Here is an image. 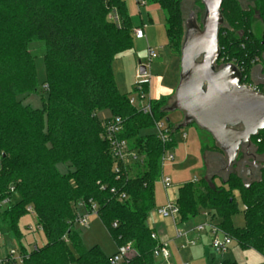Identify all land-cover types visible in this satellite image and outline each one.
I'll list each match as a JSON object with an SVG mask.
<instances>
[{
    "label": "trees",
    "instance_id": "1",
    "mask_svg": "<svg viewBox=\"0 0 264 264\" xmlns=\"http://www.w3.org/2000/svg\"><path fill=\"white\" fill-rule=\"evenodd\" d=\"M251 1L255 8H243L240 0L223 1L224 18L240 30L221 28L219 35L220 60L237 63L244 79L264 47V30L259 41L251 28L256 13L264 23V0ZM155 2L166 13L169 46L180 55L181 0ZM114 10L119 21L109 18ZM37 40L44 41L47 49L42 85L48 86V98L42 108L19 99L39 87L30 48ZM134 43V26L124 0H0V204L13 197L11 186L20 195L18 202L0 205V230L28 256L22 264H111V256L99 245L87 247L73 225L82 201L88 209L91 202L98 204V216L117 246L132 243L130 264H156L154 249L159 242L151 236L155 231L148 218L156 205L154 186L162 176V155L177 148L181 124L173 125L167 118L173 131L166 144L155 134L141 133L168 114L162 109L168 97L152 100L151 113L144 114L119 90L112 64ZM103 109L124 120L119 137L144 157L135 175L125 171L117 179L113 172L110 143L103 137L97 115ZM262 132L254 136L260 143ZM61 162L72 170L61 173ZM216 178L205 173L196 186L186 183L179 188L181 219L196 216L199 207L213 211L222 229L242 248L264 253V168L259 181L249 188L243 185L240 201L246 223L242 227L232 223L239 206L234 191L239 188L229 180L217 184ZM113 187L125 191L127 200H117ZM27 206L33 207L46 237L45 246L32 250L20 225ZM223 264L237 263L225 259Z\"/></svg>",
    "mask_w": 264,
    "mask_h": 264
},
{
    "label": "rangeland",
    "instance_id": "2",
    "mask_svg": "<svg viewBox=\"0 0 264 264\" xmlns=\"http://www.w3.org/2000/svg\"><path fill=\"white\" fill-rule=\"evenodd\" d=\"M128 13L130 15L131 22L134 28L138 26H145V33L148 40H137L135 38L134 48L129 52L124 53L118 57L112 64L115 80L119 90L126 94L128 97L136 95L133 84L137 76V67L139 61L143 64H148L147 56V41L150 42L157 52V58L151 62V89L154 93L160 89L162 97H168L169 94L166 91L169 89V80L171 77V71L174 66H180L179 60H171L170 46L166 33V13L162 7L155 2V0H145L143 5L139 7V0H124ZM243 8L246 6H253L254 3L251 0H240ZM140 8V9H139ZM182 14L184 18V32H185V20L189 15L194 12L196 14L197 22L202 25V19L205 14V6L201 0H181ZM221 28L229 29L230 31L238 32L240 27L238 24L229 23L225 18L224 24ZM253 32L256 34L259 41H263V30L264 23L260 18L259 14L253 16V22L251 24ZM183 42V41H182ZM182 45V43H181ZM31 52L35 57V65L37 68V78L39 87L37 91L19 96L25 104H29L33 108H42L43 103L48 98L47 89L42 85L46 77V65H45V53L46 44L42 40L34 41L30 44ZM174 53L180 59V55L174 51ZM167 62H170L167 65ZM219 66V64H218ZM180 78V72L178 79ZM244 83L253 86H264V47L261 48L260 54L256 62L249 69L245 75ZM157 93V95H158ZM171 93V92H170ZM175 95L170 99L168 98L164 102L162 109L168 114L165 115L164 119H170L171 124H180L183 122L184 114L180 111L169 112L167 107L173 102ZM99 120L103 123L107 118L112 115L110 109L100 110L98 113ZM168 122V121H167ZM155 128H148L142 131V134H155ZM183 132L186 136H183ZM261 139L263 142L260 143L255 137H252V146L248 149L247 144H243L240 149L239 155L234 164L227 167V155L219 147L217 142L214 140L212 135L203 129H201L195 123L189 124L187 127H181L176 133V140L178 146L172 150L175 156V160L166 162L163 168V174L168 175L172 179L171 189L176 187L184 186L186 183L196 186L201 177L207 173L209 175H217L215 179L217 184H222L223 181L229 180L231 183L236 185L239 189L234 191L236 198L239 200V206L237 212L232 216V223L234 226L242 227L246 223V214L244 204L240 201V195L242 194L243 185L247 188L251 187L255 182L262 178V169L264 168V132H262ZM186 139L184 143L182 140ZM262 144V145H259ZM204 148L202 155L200 149ZM206 165L203 167V165ZM142 164L133 165L131 168V174L135 175L138 171H141ZM58 169L61 173H68L72 168L68 163L61 162L58 164ZM155 197L157 206H161L167 199L164 186L161 178L155 183L154 186ZM239 190H241L239 192ZM20 200V195L15 193L13 195L12 203H16ZM199 212L206 211L199 207ZM209 220L215 219L213 211H207ZM204 218L199 214L196 219L190 222H182L180 224V230L184 232L193 230L196 224L202 222ZM21 228L25 234L24 242L30 250L35 247H43L46 244V237L44 233L36 226L37 219L35 214H27L22 217L20 221ZM80 232L83 243L87 247L99 245L107 249L108 252L112 251L114 246V240L111 237L108 228L104 222L99 218L98 215L90 216V227H83L81 225L75 226ZM195 233L192 232L191 235ZM12 242L13 247L17 248V243L8 233H3L2 239L0 240V246H10ZM212 237L207 233L203 232L199 235L198 243L195 247L180 249L183 254L188 253L183 260L182 264H212L208 260L214 262L221 258V256L211 246ZM187 245V240H186ZM8 246V247H9ZM224 259H231L237 264H261L264 261V253H261L252 248H242L236 240L229 246L227 252L223 255ZM213 262V263H214ZM77 264V263H73Z\"/></svg>",
    "mask_w": 264,
    "mask_h": 264
},
{
    "label": "water",
    "instance_id": "3",
    "mask_svg": "<svg viewBox=\"0 0 264 264\" xmlns=\"http://www.w3.org/2000/svg\"><path fill=\"white\" fill-rule=\"evenodd\" d=\"M202 25L192 12L185 20L181 45L180 78L169 112L184 114L181 127L195 123L210 133L227 155V167L235 163L243 144L264 130V92L243 83L234 63L218 66L220 29L225 18L224 0H201ZM141 66V73H145Z\"/></svg>",
    "mask_w": 264,
    "mask_h": 264
},
{
    "label": "built area",
    "instance_id": "4",
    "mask_svg": "<svg viewBox=\"0 0 264 264\" xmlns=\"http://www.w3.org/2000/svg\"><path fill=\"white\" fill-rule=\"evenodd\" d=\"M139 5H143L144 0H139ZM109 18L113 21H119V16L117 12L114 10L110 13ZM134 36L136 39H142L146 37L145 26H139L134 29ZM147 56H148V64H143L139 62L137 67V76L135 82L133 84V89L136 95L128 97L129 102L132 106H134L138 111L143 112L144 114L151 113V101L154 100L150 95V86L152 80V67L151 62L153 59L157 58V52L151 46L147 47ZM258 59V58H257ZM256 59V60H257ZM220 60V58H219ZM218 60V61H219ZM222 66L224 63L223 59L220 60ZM234 63L235 62H227ZM218 64V62H217ZM141 66H145V73H141ZM239 67V66H238ZM242 71V70H241ZM244 83V80H243ZM245 84V83H244ZM247 85V84H246ZM148 87V91L145 90V87ZM251 88L255 90H259L264 92V86L261 88L260 86H253L249 84ZM45 89H48L47 85H44ZM103 137L110 143L111 155L113 158V172L116 174V178L120 179L125 171L131 174V168L133 165L144 164V157L140 154V152L130 145L129 141L126 139H121L119 135L124 131V120L120 116H111L107 118L103 123ZM155 135L161 140L162 143L166 144L171 140L170 135L172 134L173 129L168 125V122L165 120H160L155 125ZM183 136H186V133L183 132ZM175 160V156L172 153L171 149L165 150L162 158H161V166H162V176L161 181L164 188H170L172 186V179L168 175L163 174V168L166 162H171ZM3 169V155L0 153V173ZM105 188V186H102ZM9 191L14 195L18 193L15 189V186H11ZM111 193L116 197L119 201H125L128 198V195L125 191L119 190L117 187L111 188ZM13 197L7 198L1 202V206H6L10 202H12ZM78 208L83 209L85 212L81 211L77 214L76 218L73 221V225H81L83 227H90V216L98 215V204L95 202H91L90 209L86 207L85 202L78 203ZM28 214H35V211L32 206H27ZM206 211L201 212L204 220L198 224H196L195 228L190 231L184 232L183 230H177V236H185L187 237V245L188 246H196L198 243L199 235L203 232L207 231L209 235L212 237L211 246L213 249L221 256L218 258L214 264H223L225 260L223 255L229 249V246L233 242V238L228 235L222 227L219 225V220L215 216V219H208L209 213ZM210 211V210H209ZM157 213L163 218H171L174 223L177 225L180 220V208L176 201L169 199L165 204L157 208ZM40 230L41 228L36 225ZM114 227H117V223L113 224ZM195 234L192 236L191 233ZM3 233L0 230V240L2 239ZM153 239H158L157 233H152ZM35 247L34 249H36ZM134 255V248L132 243H127L124 245L117 246V249L113 255L110 257L111 264H130V261ZM171 256L169 242L167 240L159 241L158 245L154 249V257H162L165 260H168ZM28 256L22 254L20 252L19 247H6L5 250L0 246V264H5L7 262H15L17 264H22L24 259Z\"/></svg>",
    "mask_w": 264,
    "mask_h": 264
},
{
    "label": "crops",
    "instance_id": "5",
    "mask_svg": "<svg viewBox=\"0 0 264 264\" xmlns=\"http://www.w3.org/2000/svg\"><path fill=\"white\" fill-rule=\"evenodd\" d=\"M139 7H140V5H139ZM145 39L148 40L147 39V35H146L145 38L137 39V40H145ZM147 46H151L149 41H147ZM151 47H153V46H151ZM169 54L171 55V60L174 59V60H179L180 61V59L174 53V50L171 47H170ZM139 62H141V61H139ZM170 64H171L170 62H167V65H169V68H170ZM180 71H181L180 66H177V65L174 66V69L171 71V77H170V80H169V89H168V91H166L167 93H165V94H169L168 98H170V99L173 97V95H175V91H176V88H177L178 83H179L178 74H179ZM158 92H160V89H158L157 92L154 91V93H153L152 89H151V86H150V95H151L152 99H160L161 98L160 96H162L163 93L160 94ZM157 93H158V95H157ZM182 141L185 143L186 139H183ZM200 151H201V149H200ZM179 188L180 187H176L175 189L164 188L165 192L167 194V199L165 200V202H163V204H165L169 199L174 200V201L177 202L178 195H179ZM158 207H160V205L159 206L155 205V208L151 211V213L149 215V218H148V225H149L150 228H152L157 233L158 242L159 241H163V240H167L169 242L171 256H170V258L168 260H165L162 257H155L156 264H182L181 260H183L184 257H186L188 255V253L183 254L180 249L190 248L191 246L186 245L187 237H185V236L178 237L177 236V230L180 229V224L182 222H190L193 219H196L199 214L201 216H202V214H201V212H198V214L196 216H194L192 218H189L187 220H182L181 217H180V220H179L178 224L176 225L171 218H163V217H161L157 213V208ZM80 211L82 213L85 212L83 209H80ZM233 241H234V239H233ZM11 245H12V242H10V246L9 245L8 246L11 247ZM17 247H18V245H17ZM193 247H195V246H193ZM1 248L5 250L6 247L2 246ZM102 248L108 255L111 256V255H113L115 253V251L117 249V245L114 242V246L112 247V251H110V252H108L106 248H104V247H102ZM210 259L211 258L209 256L208 260L211 261L212 264H214L213 263L214 261L210 260Z\"/></svg>",
    "mask_w": 264,
    "mask_h": 264
},
{
    "label": "flooded vegetation",
    "instance_id": "6",
    "mask_svg": "<svg viewBox=\"0 0 264 264\" xmlns=\"http://www.w3.org/2000/svg\"><path fill=\"white\" fill-rule=\"evenodd\" d=\"M242 146H243V145H242ZM242 146H241V148H242ZM251 146H252V143H251L250 145H248V144L246 145L247 151H248V149H249ZM241 148H240V149H241Z\"/></svg>",
    "mask_w": 264,
    "mask_h": 264
}]
</instances>
